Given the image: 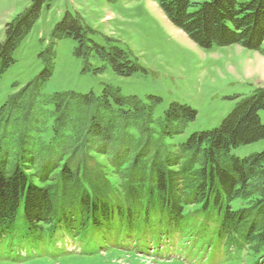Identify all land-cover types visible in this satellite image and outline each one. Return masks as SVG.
I'll list each match as a JSON object with an SVG mask.
<instances>
[{
  "label": "trees",
  "instance_id": "16d2710c",
  "mask_svg": "<svg viewBox=\"0 0 264 264\" xmlns=\"http://www.w3.org/2000/svg\"><path fill=\"white\" fill-rule=\"evenodd\" d=\"M43 1L7 24L0 75L15 62ZM156 2L201 48L238 44L264 54V0ZM56 32L78 40L80 55L95 49L120 75L139 68L114 44H86L83 23L71 13ZM54 57L49 48L45 69L0 108L2 245L77 244L156 260L249 247V264H264V149L233 152L264 140V88L218 127L180 141L197 117L192 106L173 102L157 116L160 97L145 101L111 84L100 93L47 94Z\"/></svg>",
  "mask_w": 264,
  "mask_h": 264
},
{
  "label": "rangeland",
  "instance_id": "374dc122",
  "mask_svg": "<svg viewBox=\"0 0 264 264\" xmlns=\"http://www.w3.org/2000/svg\"><path fill=\"white\" fill-rule=\"evenodd\" d=\"M33 5L34 0H0V42L6 40L7 24ZM67 13L81 19L86 44H114L127 51L139 68L131 75H120L95 49L88 57L78 54V40L56 32ZM49 48L55 57L45 93H100L111 84L145 101H151V95L160 97L157 116H163L173 102L190 105L197 117L178 136L180 141L218 127L239 102L264 88V54L238 44L201 48L170 22L156 0H44L39 17L14 52L15 62L0 75V108L45 69ZM263 149L260 140L233 152L243 157ZM22 215L23 207L19 225ZM19 225L15 231L20 234ZM20 246L10 249L0 239V264H249L253 255L249 247L226 251L216 246L213 257L202 254L199 259L187 253L183 258L156 256V260L141 254L90 251L77 244Z\"/></svg>",
  "mask_w": 264,
  "mask_h": 264
}]
</instances>
